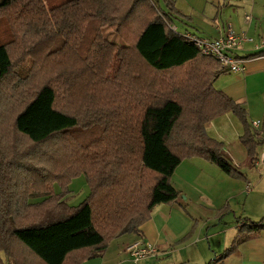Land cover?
Returning <instances> with one entry per match:
<instances>
[{
	"label": "trees",
	"instance_id": "obj_1",
	"mask_svg": "<svg viewBox=\"0 0 264 264\" xmlns=\"http://www.w3.org/2000/svg\"><path fill=\"white\" fill-rule=\"evenodd\" d=\"M52 1L0 0V264H84L118 236H140L152 209L177 199L184 160L244 179L205 134L220 116L240 122L252 167L262 144L246 109L213 86L229 72L174 29V0ZM81 176L89 193L69 206Z\"/></svg>",
	"mask_w": 264,
	"mask_h": 264
},
{
	"label": "crops",
	"instance_id": "obj_2",
	"mask_svg": "<svg viewBox=\"0 0 264 264\" xmlns=\"http://www.w3.org/2000/svg\"><path fill=\"white\" fill-rule=\"evenodd\" d=\"M174 1L177 9L183 15L179 20H176L177 26L176 24L174 26V29L180 34L189 33L197 37L215 39L223 32L224 26L230 25L236 33L244 32L256 41L264 39V0ZM246 15L252 17L249 24L244 23ZM216 19L220 21V30L213 25ZM255 53L251 45H244L243 48L237 50L236 55L246 60L244 70L239 73L222 74L214 81L213 86L233 101L241 104L247 111L248 119L251 118L250 122L255 120L262 122L261 127L255 130L261 136L264 131V114L262 115L264 58L255 57ZM223 118H217L207 126L211 138L220 139L218 137H221V133H215L212 125L216 123L215 128H222L224 123H229L227 119ZM231 123L234 124V121L232 120ZM238 133V137H240L242 129ZM244 153L246 156L245 150ZM209 166L208 162L199 158L183 161L176 168L173 174L174 178L171 180L173 181L172 186L178 192L177 199L170 204H161L154 207L148 221L139 228L140 236L122 235L112 241L99 258L87 261L84 264H140L142 262L145 264L146 259L134 263L130 259L126 247L141 240L152 245L157 251L167 253L168 248L173 247L175 244L182 243L185 240L192 241V237L196 233L193 231L195 224L188 218V205L196 209L201 206L207 208L212 204L216 210L217 218L222 216V212L229 207L230 202H234L239 206L235 187H227L229 182L224 181V179L209 180ZM81 177L83 178V176ZM81 177L79 178L81 179ZM84 182L78 184L84 185ZM240 189H243L242 185ZM247 200L248 198L243 201V209H245ZM184 213H187V216ZM260 223L264 225L263 221ZM189 225L192 229L189 228ZM248 230L249 228H245L241 231L245 233L244 237L239 233L225 236L215 247H212L210 242H207L206 245L196 239L193 244L196 252L194 258L197 259L194 260L193 264H264V228L259 230L258 233ZM138 237L140 238L138 239ZM237 237L242 240L237 250L222 258L224 251Z\"/></svg>",
	"mask_w": 264,
	"mask_h": 264
},
{
	"label": "rangeland",
	"instance_id": "obj_3",
	"mask_svg": "<svg viewBox=\"0 0 264 264\" xmlns=\"http://www.w3.org/2000/svg\"><path fill=\"white\" fill-rule=\"evenodd\" d=\"M57 3L58 0H53L51 4L55 5ZM175 24L177 26V23ZM8 36V26L4 20L0 19V43L7 41L9 39ZM102 36L109 42H113L115 44L122 43V41L109 28H105L102 30ZM31 65L32 59H26L25 62L18 68L17 74L20 77L27 76ZM263 114L264 102L262 103V115ZM221 117H224L223 119H227L229 123H224L222 128H215L216 123L212 125L215 133H221V137H218L220 139L216 140L217 142L223 144L224 158L232 166L241 171L245 178L239 180L233 177H229L225 175V173H223L221 170H219L215 165L209 163V180L217 181L218 179H224V181L229 182V185L226 183L227 187H235V190H237L236 194L238 195L237 201L239 202V206H237L234 202H230L229 207L222 212V216H220V218H217L216 210L213 208L212 204L207 208L201 206L200 208L197 207L196 209H193L192 206L188 205V218H190V220L195 224L193 231H195L196 234L195 236L193 235L192 241L185 240L182 243L175 244L173 245V247L168 248L169 251L167 253L159 252L157 251V249H155V252L151 257H148L146 260L144 259L145 264H193L194 260L197 259L194 258L196 252L194 250L195 246L193 244L196 239L202 241L206 245L207 242H210L211 246L215 247L225 236H230L232 234L237 235V233H239L242 237H244L245 233L241 232L238 228L239 223H241L242 221L243 223L244 221L255 223H259L261 221L264 222V173L259 172L258 168H256L255 166L252 167L247 163L244 149L241 146L238 137V132H240V130L242 129L240 122L230 113L220 116L219 118ZM250 119L251 118L249 117L248 122L251 125ZM232 120L234 121L235 125L231 123ZM210 124L211 122L205 126V134L208 137H211V134H208L207 131V126H209ZM235 126L237 130L235 129ZM257 151L259 155L260 147L257 149ZM173 178L174 176L171 180H173ZM82 181L84 182V179L81 177V179H74L71 183L69 188V190L71 191L65 199V202L69 206H77L87 197L89 191L85 182L84 185L78 184L82 183ZM239 182H241V184H239ZM172 183L173 181H171V184ZM248 183L251 186L250 191H247L245 188ZM241 185L243 187L242 190L240 189ZM55 191L58 192L59 189L55 187ZM247 198L248 200L245 205V209H243V201H245ZM37 201L39 200H31L32 203ZM184 214L187 216V213ZM189 228H191L190 225ZM118 238H120V236H118L114 240ZM139 238L140 237H138V239ZM3 264H6V261L4 259ZM140 264H144V262Z\"/></svg>",
	"mask_w": 264,
	"mask_h": 264
},
{
	"label": "built area",
	"instance_id": "obj_4",
	"mask_svg": "<svg viewBox=\"0 0 264 264\" xmlns=\"http://www.w3.org/2000/svg\"><path fill=\"white\" fill-rule=\"evenodd\" d=\"M252 17L246 15L244 23L249 24ZM213 25L220 30L221 24L219 20H214ZM181 35L196 46L203 56L211 57L216 60L222 69L227 70L229 73H239L244 70L245 58H240L236 55V51L243 48L244 45H251L256 53L264 51V39L256 41L253 37L248 36L246 33H236L230 25L224 26L223 32L215 39H208L197 37L189 33H181ZM255 53V54H256ZM255 57H262L258 55ZM262 125L260 120L251 122V127L255 131ZM262 144L260 152L254 166L258 168L259 172L264 173V131L261 135ZM250 191V185L246 187ZM243 224H239V228ZM126 251L134 263L140 262L148 257H151L155 252V248L149 243L143 241L135 242L126 247Z\"/></svg>",
	"mask_w": 264,
	"mask_h": 264
}]
</instances>
